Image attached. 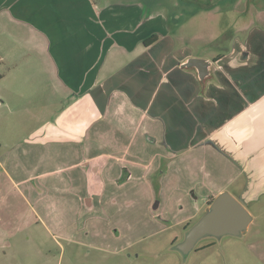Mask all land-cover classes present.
I'll return each instance as SVG.
<instances>
[{"label":"rangeland","instance_id":"obj_1","mask_svg":"<svg viewBox=\"0 0 264 264\" xmlns=\"http://www.w3.org/2000/svg\"><path fill=\"white\" fill-rule=\"evenodd\" d=\"M139 1L165 12L176 45L210 60L235 40L244 41L251 26L264 29V0ZM11 27L0 21V53L18 58L17 66L0 60V264H264V198L243 203L252 216L246 230L213 242L205 235L195 249L181 251L185 222L196 223L208 207L209 155L194 151L193 158L169 169L164 158L151 160L144 125L127 123L142 111L113 112V101L109 111L100 112L89 96L56 75L43 38L28 39L19 31L9 32L10 40L4 31ZM114 50L123 59L106 63L99 79L118 67L127 74L121 64L140 60L144 51L138 46L121 56ZM137 86L128 84L129 92ZM118 94L125 108L132 106L131 94L113 96ZM51 138L65 141L46 144ZM104 153L114 158L107 163ZM84 156L96 160L82 169L78 162ZM123 164L132 178L119 182L123 170L128 172Z\"/></svg>","mask_w":264,"mask_h":264},{"label":"crops","instance_id":"obj_2","mask_svg":"<svg viewBox=\"0 0 264 264\" xmlns=\"http://www.w3.org/2000/svg\"><path fill=\"white\" fill-rule=\"evenodd\" d=\"M135 2L0 0V21L5 19L13 26L12 31H4L10 40L9 32L19 31L28 39L33 38L31 36L43 38L56 75L71 90L83 97L89 96L88 102L95 103L100 112L109 111L113 101V112L133 108L142 111L141 116L134 120L130 117L127 123L131 128L144 125L145 147L151 160L164 158L169 169L193 158L194 151L209 155L208 182L212 184L211 195L205 199L207 205L224 191L244 204L262 202L264 29L253 25L245 40L236 38L222 57L212 61L217 53L213 54L212 74L201 92L196 71L179 66L185 58L193 56L192 50L174 43L165 12H153L145 3ZM153 33L158 34V39L145 46L143 40ZM29 42L34 45L33 41ZM115 46L121 50V56L130 54L138 46L144 51L140 53V60L131 58L121 64L127 67V74L123 72L126 76L118 67L112 76L99 79L101 71L107 68L106 63H119L120 58L123 59L118 50L111 52ZM1 59L18 65V58L13 55L0 53ZM116 75L119 79H114ZM131 80L134 87L138 86L130 93ZM117 91H127L135 98L131 107L123 106L119 94L113 96ZM62 141L65 140L51 138L46 144ZM134 149H131L132 154L137 156ZM104 154L106 162L114 158L110 153ZM95 160L84 156L78 164L83 162L80 164L83 169ZM120 168L127 169L128 180L132 178L129 166L123 164ZM4 173L30 202L12 175L8 171ZM216 178L221 181L215 183ZM32 180L37 186L36 179ZM41 185L46 187L45 183ZM91 206L90 199L87 207ZM2 245L0 243V247Z\"/></svg>","mask_w":264,"mask_h":264},{"label":"water","instance_id":"obj_3","mask_svg":"<svg viewBox=\"0 0 264 264\" xmlns=\"http://www.w3.org/2000/svg\"><path fill=\"white\" fill-rule=\"evenodd\" d=\"M212 63L208 58L189 56L179 66L193 68L198 79L202 81L211 76ZM85 204L90 205V198L85 200ZM207 206L206 213L186 229L184 239L178 244L181 251H191L196 241L205 235L217 239L224 234H236L246 230L252 220L243 203L227 191L215 196Z\"/></svg>","mask_w":264,"mask_h":264},{"label":"trees","instance_id":"obj_4","mask_svg":"<svg viewBox=\"0 0 264 264\" xmlns=\"http://www.w3.org/2000/svg\"><path fill=\"white\" fill-rule=\"evenodd\" d=\"M157 39H158V34L153 33V34H151L149 37H147L145 40H143V44H144L145 46H148V45L154 43ZM222 55H223V52H218V53L213 57V60H212V61H216L217 59H219L220 57H222ZM187 69L193 70V68H187ZM206 80H207V79H206ZM206 80H202V81H200V83H201V92H203V90H204ZM124 172H125V176H120V179H118L119 182L122 181L124 177H126V174H127V173H126V170H123V174H124ZM211 199H212V198H211ZM187 225H188V224H185L184 227H187Z\"/></svg>","mask_w":264,"mask_h":264},{"label":"flooded vegetation","instance_id":"obj_5","mask_svg":"<svg viewBox=\"0 0 264 264\" xmlns=\"http://www.w3.org/2000/svg\"><path fill=\"white\" fill-rule=\"evenodd\" d=\"M122 176H125V174H123ZM126 176H127V174H126ZM155 202H158V201L156 200ZM185 224H188V225H187V227H184V226H183L184 231L189 227V221L185 222ZM185 224H184V225H185ZM215 239H216V238H215ZM211 241L213 242L212 237H211ZM212 242H211V244H213ZM193 249H195V246H194L191 250H193Z\"/></svg>","mask_w":264,"mask_h":264}]
</instances>
